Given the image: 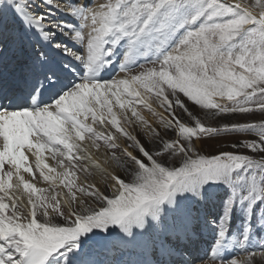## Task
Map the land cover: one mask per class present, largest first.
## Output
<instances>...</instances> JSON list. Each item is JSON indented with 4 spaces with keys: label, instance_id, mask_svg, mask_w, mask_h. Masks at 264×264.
<instances>
[{
    "label": "snow or ice",
    "instance_id": "6c2138e0",
    "mask_svg": "<svg viewBox=\"0 0 264 264\" xmlns=\"http://www.w3.org/2000/svg\"><path fill=\"white\" fill-rule=\"evenodd\" d=\"M240 254L264 264V0H0V264Z\"/></svg>",
    "mask_w": 264,
    "mask_h": 264
},
{
    "label": "rangeland",
    "instance_id": "374dc122",
    "mask_svg": "<svg viewBox=\"0 0 264 264\" xmlns=\"http://www.w3.org/2000/svg\"><path fill=\"white\" fill-rule=\"evenodd\" d=\"M193 111H195V109H193ZM145 115H148L147 113H145ZM166 115V114H165ZM261 119V114L260 113H253V114H248L246 117H237V120L234 122H251V121H256ZM227 121H220V123H224ZM205 123H208L207 121H205ZM213 126H217L216 122H212ZM143 139V137H141ZM197 147L202 149V154H210L213 152L218 151L219 149L223 148L225 150H231L230 149V143L226 142L225 140H217V139H208L206 141L203 142H198L197 143ZM122 175V173H121ZM37 180H41V179H37ZM101 189H104V184L102 182V187ZM210 243V242H208ZM205 248H207V245H204ZM257 260H259V257L256 258ZM237 260H238V264H245V260H246V256L243 254L237 255Z\"/></svg>",
    "mask_w": 264,
    "mask_h": 264
},
{
    "label": "bare ground",
    "instance_id": "6f19581e",
    "mask_svg": "<svg viewBox=\"0 0 264 264\" xmlns=\"http://www.w3.org/2000/svg\"><path fill=\"white\" fill-rule=\"evenodd\" d=\"M46 156L48 157V162H49V164L50 165H54V162L51 160V157H50V154H47L46 153ZM31 157H30V161H31ZM111 170V169H110ZM25 178L26 179H30V177L27 175V174H25ZM91 179V178H90ZM95 181H96V183L98 184V186L101 188L102 187V181L100 180V177H99V175H97L96 177H95ZM36 184H37V187H47V184L45 183V182H43L42 180H37L36 181ZM207 239V238H206ZM208 242H210V240L208 241Z\"/></svg>",
    "mask_w": 264,
    "mask_h": 264
}]
</instances>
